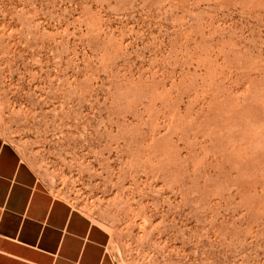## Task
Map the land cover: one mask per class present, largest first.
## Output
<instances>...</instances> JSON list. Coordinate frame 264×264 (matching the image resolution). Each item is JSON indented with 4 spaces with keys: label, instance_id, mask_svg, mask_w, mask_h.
Returning a JSON list of instances; mask_svg holds the SVG:
<instances>
[{
    "label": "snow or ice",
    "instance_id": "snow-or-ice-1",
    "mask_svg": "<svg viewBox=\"0 0 264 264\" xmlns=\"http://www.w3.org/2000/svg\"><path fill=\"white\" fill-rule=\"evenodd\" d=\"M254 3L15 5L21 17L0 24V235L19 230L52 253L29 264H108L105 246L115 232L107 229L128 225L132 215L150 216V232L159 226L149 234L133 225L126 234L136 255L162 245L152 249L154 264H264V180L257 191L234 169L208 168L207 157L180 138L191 123L186 108L164 102L181 76L177 50L241 62L230 53L243 47L241 10ZM166 127L176 132L157 143ZM89 198L103 205L91 218L80 211Z\"/></svg>",
    "mask_w": 264,
    "mask_h": 264
},
{
    "label": "rangeland",
    "instance_id": "rangeland-1",
    "mask_svg": "<svg viewBox=\"0 0 264 264\" xmlns=\"http://www.w3.org/2000/svg\"><path fill=\"white\" fill-rule=\"evenodd\" d=\"M21 3L22 0H0V24L4 20L20 18L22 13L15 5ZM241 11L246 21L241 33L243 47L237 45L230 53L238 56L241 62L236 64L226 57L225 63L219 64L211 54L198 53L194 49L189 51L187 48L177 50L173 56L180 57L181 76L179 83L174 85L176 95L169 93L164 102L167 105L170 101H176L186 108L188 116L185 121L191 123L182 130L180 138L190 142L202 156L207 157L204 163L208 168L234 169L238 180H246L258 191L256 186L264 180V62L261 61L264 56V8H261L260 0H255L252 6ZM193 61L196 62L195 66L189 67ZM171 75L169 72L165 78ZM160 83L163 84L162 79ZM153 130L159 131L158 126ZM164 131L168 136H162L157 143L166 142L176 128L166 127ZM189 132L192 135H188ZM142 180L147 182V177ZM122 203L128 205L130 214H138L127 199ZM72 207L76 208V201L72 202ZM101 207L103 205L99 200L89 198L80 211L87 212L91 218ZM102 215L107 218V209ZM150 219V216L142 217L137 222L135 215H132L128 225L110 226L107 229L109 233L115 232V238L109 236V253L115 264H130L131 261L154 264L156 257L152 249L162 245L153 244L136 255L128 246L126 235L132 231L133 225H137L136 231L143 230L149 234L158 232L159 226L152 228L151 232L145 227L144 221ZM101 227L104 225L101 224ZM159 239L163 240L164 237Z\"/></svg>",
    "mask_w": 264,
    "mask_h": 264
},
{
    "label": "crops",
    "instance_id": "crops-1",
    "mask_svg": "<svg viewBox=\"0 0 264 264\" xmlns=\"http://www.w3.org/2000/svg\"><path fill=\"white\" fill-rule=\"evenodd\" d=\"M73 209L75 210V208ZM0 241H8V243L0 245V264H29V258L35 260L52 256L51 252H44L40 249L39 238L34 243H29L22 238L19 230L15 234L9 232L7 235H0ZM109 244L110 237L105 246L104 256L107 257L108 264H115L109 253ZM37 252H40L39 257L36 256ZM103 259L104 257H102V261Z\"/></svg>",
    "mask_w": 264,
    "mask_h": 264
}]
</instances>
